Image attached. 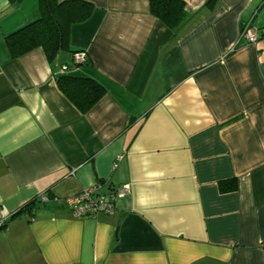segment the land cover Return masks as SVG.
<instances>
[{"label": "crops", "instance_id": "crops-1", "mask_svg": "<svg viewBox=\"0 0 264 264\" xmlns=\"http://www.w3.org/2000/svg\"><path fill=\"white\" fill-rule=\"evenodd\" d=\"M71 51L9 55L4 36L38 0H0V264H264V0H183L176 31L148 0H78ZM66 72L106 93L81 113ZM236 180L221 192L219 182ZM129 185L111 213L75 217L63 200Z\"/></svg>", "mask_w": 264, "mask_h": 264}, {"label": "trees", "instance_id": "trees-1", "mask_svg": "<svg viewBox=\"0 0 264 264\" xmlns=\"http://www.w3.org/2000/svg\"><path fill=\"white\" fill-rule=\"evenodd\" d=\"M8 1L16 5L22 0ZM215 2L216 0H207L206 5L211 7ZM148 3L150 13L174 31L181 27L188 17L183 0H148ZM92 10V5L85 1L38 0V17L4 36L10 57L15 58L40 47L48 61H52L59 52H70L74 67L86 63V58L80 62L72 59L76 51L70 50L69 33L71 25L86 20ZM262 28L264 26L258 28L259 38L262 36L260 32ZM66 70H62V74L56 76L55 83L70 102L81 113H85L106 93V88L90 76L72 74ZM218 186L221 192H227L235 190L237 184L235 179H231L230 184L219 182ZM35 203L43 202L37 197L27 203L1 221L0 228L22 210L30 214L31 205Z\"/></svg>", "mask_w": 264, "mask_h": 264}, {"label": "built area", "instance_id": "built-area-1", "mask_svg": "<svg viewBox=\"0 0 264 264\" xmlns=\"http://www.w3.org/2000/svg\"><path fill=\"white\" fill-rule=\"evenodd\" d=\"M260 32L261 37H264V28ZM259 34L258 28L249 24L245 25L240 33L242 38L252 44L258 42L260 39ZM85 58V53L80 51H76L72 55V59L77 62L83 61ZM65 69L66 66H62V70ZM99 187V183H95L90 187L83 188L78 193L65 198L63 203L75 217H95L99 213H111L114 209L115 199L124 196L130 189L129 185L125 184L105 193L100 191ZM38 199L43 203L48 201V197L45 194L39 195ZM6 218L0 211V222Z\"/></svg>", "mask_w": 264, "mask_h": 264}, {"label": "rangeland", "instance_id": "rangeland-1", "mask_svg": "<svg viewBox=\"0 0 264 264\" xmlns=\"http://www.w3.org/2000/svg\"><path fill=\"white\" fill-rule=\"evenodd\" d=\"M263 9H264V6H263Z\"/></svg>", "mask_w": 264, "mask_h": 264}]
</instances>
